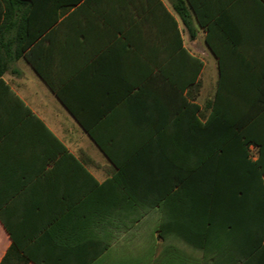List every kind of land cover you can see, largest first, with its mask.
<instances>
[{
    "label": "crops",
    "instance_id": "crops-1",
    "mask_svg": "<svg viewBox=\"0 0 264 264\" xmlns=\"http://www.w3.org/2000/svg\"><path fill=\"white\" fill-rule=\"evenodd\" d=\"M195 1L219 24V107H247L242 96L264 85L263 2ZM32 12L26 28L12 23L9 34L0 35V54L27 44L22 53L62 99L23 55L7 60L0 75L8 85H0V262L19 246L20 253L50 264H84V249L94 255L105 244L102 258L91 264H264V231L256 215L220 218L212 231L209 216L193 213L187 187L165 194L161 185L150 192L110 181L117 168L76 119L123 155L143 143L172 140L173 116L186 107L182 102L179 108L180 95L208 114L219 63L193 10L192 36L172 0H78L46 27L49 13L59 10ZM179 34L203 62L196 99L188 97L189 87L182 94L173 89L161 71L168 60L177 69L173 44ZM172 63L170 73L176 74ZM159 224L169 227L165 238ZM87 239L94 241L85 246ZM150 248L154 261H131V250Z\"/></svg>",
    "mask_w": 264,
    "mask_h": 264
},
{
    "label": "trees",
    "instance_id": "trees-1",
    "mask_svg": "<svg viewBox=\"0 0 264 264\" xmlns=\"http://www.w3.org/2000/svg\"><path fill=\"white\" fill-rule=\"evenodd\" d=\"M78 0H0V35L5 37L9 34L12 23L25 25L31 21L33 10L48 7L50 12L46 26L53 24L62 16V7L74 6ZM263 2L264 0H260ZM173 7L178 12L182 22L190 28L189 10H193L198 23L205 29V42L209 49L218 57L219 78L217 90L208 114L201 116V107L192 103L182 92L189 87L188 97L191 90L198 94L200 86L199 75L203 62L197 56L188 52L182 45L179 34L177 46L173 44V54L177 53V69L169 60L163 63L161 69L167 83L180 94V104L185 107L178 110L173 123L170 125L172 140L162 142H147L139 148H129L124 154H119L109 149L99 140L91 127L76 115L92 140L100 147L107 158L117 168L116 174L110 181L119 183L139 184L146 186L147 190L154 192V186H163L161 192L168 194L174 186L179 185L178 192L187 188L193 199V213L195 215L209 216L211 230H218L220 218L231 219L238 215L249 216L251 213L259 218V229L264 231V85L257 87V92L246 94L242 99L247 101V107L240 109H221V85L223 83L221 55L217 42L220 40L217 34L218 22L212 20L210 14L201 12V5L195 0H172ZM170 16V15H169ZM175 23V22H174ZM219 28V27H218ZM10 45V39L7 38ZM27 44L20 47L16 53H7L0 56V75L7 68V60L23 55L34 70L50 84L51 89L62 99L57 87L53 86L31 59L29 53H22ZM170 54V48L165 53ZM177 70L175 74L171 71ZM0 85L8 88V85L0 79ZM252 103V106L250 103ZM174 114L172 112L171 116ZM187 137V140L184 139ZM257 149L255 158L251 156L250 146ZM62 150L65 148L62 146ZM141 170V171H138ZM152 190V191H151ZM121 192L129 193L126 189ZM169 227L158 225L159 236ZM93 239L84 241L85 246L92 243ZM92 245V244H91ZM106 246L100 245L97 254H91L84 249V264H91L97 258H102ZM19 246H13L3 256L0 264H28L33 261L36 264H50L46 258L20 253ZM130 259L133 262L143 261L150 258L154 261L155 249L150 248L141 252L138 249L130 251ZM82 257V256H80Z\"/></svg>",
    "mask_w": 264,
    "mask_h": 264
},
{
    "label": "rangeland",
    "instance_id": "rangeland-1",
    "mask_svg": "<svg viewBox=\"0 0 264 264\" xmlns=\"http://www.w3.org/2000/svg\"><path fill=\"white\" fill-rule=\"evenodd\" d=\"M200 84H201V82H200ZM192 92H195L194 90L193 91H191V93H190V97L191 98H193V99H196L197 98V96H198V94H195V93H192ZM207 111H204L203 110V108L201 107V116L204 118L205 116H206V113ZM251 155L253 156V155H255V149H252L251 150Z\"/></svg>",
    "mask_w": 264,
    "mask_h": 264
}]
</instances>
